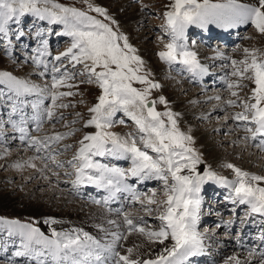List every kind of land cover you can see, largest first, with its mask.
Segmentation results:
<instances>
[{"label":"snow or ice","instance_id":"snow-or-ice-1","mask_svg":"<svg viewBox=\"0 0 264 264\" xmlns=\"http://www.w3.org/2000/svg\"><path fill=\"white\" fill-rule=\"evenodd\" d=\"M168 7L170 10L164 13V31L170 40L163 44L164 50L158 53V57L168 65L182 64L193 76H203L208 69L201 63L197 52L187 43L186 33L189 26L207 29L210 24L222 28L250 24L264 36V0H171ZM88 10L98 13L104 20L110 19L106 10L101 7L88 4ZM26 15L64 26L62 35L71 37V44L55 59L61 62L62 58L67 59L73 67L82 65L83 71L79 74L88 73L87 82L95 83L100 90L96 102L89 108L91 116L85 124V127L95 131L84 135L72 160L68 161L74 173L66 174L75 176L73 187L87 183L111 189L113 193L128 192L132 203L140 204L139 211L149 215L157 212L154 219L159 221V224L153 227L143 215L134 217L132 211H123L118 213L123 217L122 223L108 220L109 225L123 230L109 231L101 228L105 232V238L111 236L110 241L102 242L83 229L57 230L51 227L64 223L55 218L44 221L51 229V238L32 223L0 220V224L7 226L8 235L15 234L20 238L21 250L16 252L17 256L29 253L44 256L47 253L56 264H105L108 257L104 254L107 253L112 264H186L190 257L205 253L204 237L198 230V224L202 205L200 192L202 185L209 180L230 188L232 203L247 205L251 213L264 217V175L251 174L231 163L225 167L234 173L233 180L210 169L197 170L203 160L191 146L194 143L192 136L179 129L172 112L161 113L156 110L157 101L150 100L149 97L152 90L158 89L160 85L149 79L150 73L143 71L144 61L136 54L137 49L129 43L127 36L115 31L110 23L75 7L54 3L53 0H0V35L8 38L11 25L18 24ZM111 23L114 24L115 21ZM16 35L19 38L24 33ZM42 43L45 50L39 53L40 57L47 54V40ZM243 52L244 59L230 60L231 76L237 79L229 81L227 88L239 89L245 80L254 87L251 88L250 98L242 104L232 99L227 100L226 104L229 107H243L244 110L234 113L232 119L242 124L246 133H250V136L244 137L245 141L262 138L254 147L264 152V54H261L259 49L244 48ZM34 63L39 66L42 61L37 58ZM44 67L47 68V65ZM54 71L60 72L61 78L53 76L50 86L47 87H41L6 71H0V83L7 84L20 103L26 102L20 101L21 97L33 94L43 97L47 93L46 98L51 100L53 107L67 108L68 104H58V101L75 93L58 89L76 87L69 83L74 76L67 68L61 72L60 66H56ZM134 82L145 87H134ZM231 95L239 97L235 90L231 91ZM215 99L219 100L220 97ZM40 102L33 103L32 109H38ZM159 103L166 105L167 102L161 97ZM117 112H123L135 123L140 134L138 138L131 133L121 137L108 131L113 127V117ZM46 116L51 121L54 117L53 111L47 109ZM162 117H167V124ZM12 126L21 134V139L28 137L29 147L37 153L48 151L43 157L32 156L27 164L38 172L52 171L54 176H58L56 171L49 168V162L54 163L56 168H63L64 164L56 160L51 146L65 139L66 135L55 133L34 138L29 135L26 127L17 128L15 124ZM41 126L42 122H38L36 129L39 131ZM149 150L155 155H150ZM4 155H7V151ZM105 155L130 159L132 166L126 173L119 168L101 164L95 159ZM37 159L43 161L40 168L34 163ZM13 166L24 167L19 162ZM128 175L140 181H161L164 199L157 198L156 190L151 194L137 193L132 185L124 182ZM109 199L110 197L105 198V206ZM94 203L100 204L101 201ZM152 205L157 207L154 209ZM133 235L142 239L139 242L132 240V246L124 248V244L129 242V237ZM166 241L169 243L166 244ZM145 242L163 245V249L154 259H144L143 253L138 250L143 248ZM118 248H124L126 254H122ZM247 255L250 260L255 253L249 250ZM37 264L44 262L41 260ZM224 264L245 262L233 255L228 257ZM259 264H264V253L260 254Z\"/></svg>","mask_w":264,"mask_h":264},{"label":"rangeland","instance_id":"rangeland-1","mask_svg":"<svg viewBox=\"0 0 264 264\" xmlns=\"http://www.w3.org/2000/svg\"><path fill=\"white\" fill-rule=\"evenodd\" d=\"M124 1L127 2L128 5H119ZM53 2L85 11L88 15L101 19L106 23H110L115 31L128 37L129 43L137 49L136 54L144 61L143 71L150 73L149 79L160 85L158 89L152 90L149 97L150 100L157 101L155 105L156 110L161 113L172 112L177 120L179 129L192 136L194 143L191 146L195 148L203 160V163L197 166L198 171L201 169H210L220 176L233 178L235 177L234 173L225 167L226 164L231 163L242 170L248 169L249 171H247L251 174L264 175V152L254 147V145L257 144L256 140H244V137L250 136V133H246L243 130V125L238 124V122L232 119L234 113L244 110L243 107H229L226 104V101L229 99L236 100L238 104H242L245 100H248L251 95V88L254 87V85L250 84L247 80L243 81L239 89H233L239 93V97L237 98L231 95V91L233 90H229L227 84H219L216 82L218 77L214 76L217 75L219 71L218 66H221L222 68H226L224 72L228 70L226 75L227 81H235L237 78L231 76L232 67L230 65V60L244 59V48L259 49L260 53L264 54V36L260 35L253 26L250 24H245V26H243L244 24L239 25L238 27H243L239 28L237 31L231 32L226 41L215 35L210 36L209 33L212 32L209 31V26H207V31L195 25L189 26L186 33L187 43L192 50L197 52L201 60L206 62L212 55L221 53L228 57L222 58L214 63L211 61L207 62L205 65L206 67L209 66V68H207V75H211L207 77L208 79L203 77L207 80L205 79L206 82L202 85L196 82V77L188 72L182 64L173 63L168 65L158 57V53L164 50L163 44L170 40V37H168L164 31V13L170 10L168 5L171 0H53ZM213 2H217V0H213ZM88 4H91L93 7L105 9L110 19L104 20V17L100 16L98 13L89 11ZM31 21L33 22L29 23ZM112 21H115V23L112 24ZM14 27H17L15 31L13 29ZM219 28L224 31L229 30V28ZM64 31L65 28L62 24H53L49 23L46 19L41 20L38 17L26 15L21 18L18 24L11 25L8 38L0 35V71L9 72L18 78L26 79L41 87H47L50 86L53 76L61 78L60 72L54 71L56 66H60L61 72L64 68H67L68 72L74 76V79L69 81V83L76 85V87L71 89L66 87L58 89V91H72L75 93L71 97H66L58 101V104L66 103L69 107L59 108L52 106L51 100L46 98L47 93L44 94L45 98L43 100L35 94L21 97L19 100L26 102L20 103L8 85L0 83V138L8 140V142L5 143L0 141V157H2L0 158V220H19L22 223H32L34 226L38 227V219L29 215V208L35 207L36 205L31 202L32 198L25 200L24 195L27 194L26 189L33 191L36 199L38 197L44 200V198L49 195V193L44 192L46 186L39 183L41 180L40 178H45L46 180L44 181L51 182L53 188L58 185L59 190L66 194L65 199L70 202L68 205L74 206L75 202H82L88 195L86 194L87 191H82L78 187L74 188L72 181L75 179V176H70L66 173H74V169L68 164V161L72 160L74 154L78 150L79 141L83 139L85 134L94 132L93 128L85 127V124L91 116L89 108L96 102L100 90L95 83L87 82L89 79L88 73L85 72L84 75L79 74L83 71L82 65L73 67L67 59L62 58V62L55 59L56 56H60L64 53L71 44V37L62 35ZM20 32H23L24 35L17 38L16 34ZM38 33H42V35H38ZM198 35H201L202 39H200ZM44 40H47V54L40 57L39 53L45 50V46L42 43ZM37 58L42 61L39 66L34 63ZM45 65H47V68L44 67ZM203 78L200 77L198 79L202 80ZM133 86L139 89L145 87V85L136 84L135 82ZM161 97L167 102L166 105L159 103ZM216 97H220V99L217 100L215 99ZM192 99L200 100L199 103L203 104V106L196 104ZM215 101L222 102L223 105H225L222 112L216 113V118H213L214 116L212 115L209 117L193 115L190 120H185V117L182 116L185 109L187 112H197L199 108L208 110L211 108V103ZM37 102H40L39 109L42 110L44 115H46L47 109H51L54 113V117L50 121L46 116L47 120L42 123L41 129L39 131L37 129L34 130L32 135L34 138H42L46 135H53L55 133L65 134V139L55 142L51 146L52 154L56 156L58 162L64 164V167L56 168L54 163L49 162V168L56 171L58 176H54L52 171H45L40 178L32 175L29 180L21 184L20 181L22 177H24L22 172L30 174L35 169L30 167L27 161L32 156L43 157L48 154V151L42 150L40 153H37L33 148L29 147L27 142L21 140L17 136L16 130L11 126V123L15 122V124H22L24 117H27L29 120L33 119L34 110L31 105ZM13 108H15V112H13ZM31 109L32 112L30 111ZM22 114L24 116H21ZM226 116H230L229 119H227ZM61 117H63V119H61ZM162 119L165 120L166 124L168 123L167 117H162ZM113 121V127L108 129V131L121 137L127 136L129 133L137 138L140 135L135 123L123 112H117L113 117ZM120 121H123V123ZM215 125H221L224 128L226 125H229L230 131H227V129H223L219 132L215 131ZM191 126L198 127L201 131L198 132L203 135L206 134L205 131H208L207 134H211L207 143L212 147L216 146L220 148L212 151L211 154L214 155L213 157L209 155V151L206 152V149L210 147L205 148V146L200 144L198 133ZM249 126L251 127L252 125ZM237 130L239 132L237 135L240 136L242 141L246 142L252 151L257 152L256 156H252V161L246 160L249 159V151L247 149L242 151L241 148H239L241 147L239 144L236 145L229 142V137H235L234 135ZM23 150H26L29 154L26 156V154L22 152ZM5 151H7V155H4ZM237 151L239 153L241 152V155H238ZM149 154L155 155L151 153L150 150ZM14 157H17L20 160V164H23L24 167H14L13 165L15 164H11L13 160L10 159ZM95 159L104 165L119 168L126 173L132 166L130 159H123L121 163L117 164V162L113 160L112 155L96 157ZM34 163H36L37 167H41L43 161L37 159ZM63 175L65 177H63ZM61 178L69 180V182L63 183L61 186L59 182ZM126 180L136 191L140 190L141 193L151 194L153 190H156L157 198L164 199L161 181L151 179L140 181L138 178L131 177L130 175H128ZM148 181L149 183H146ZM141 186H143V188H141ZM203 186L204 188L210 187V189L213 190V192L201 195L203 201L202 218L208 220V215H210L209 218L211 221H204L201 223L198 226V230L208 236L215 244V246L206 244L205 247L207 249L223 251L219 249L224 245L223 243L226 241V237L228 235H237L239 231L243 230L241 222L245 217V212L243 210L245 207H239L238 204L232 203L230 191H222L221 186H217L216 182L209 180L205 182ZM76 192L77 194L75 195ZM85 194L86 196H83ZM93 194L94 190H90L89 197L93 196ZM57 199H59V196ZM57 205L61 206V208L59 209ZM57 205L52 204L50 209L47 208L49 206L42 207V211L53 217L61 213H72L69 208L62 207L60 203ZM151 207L155 209L157 206L152 205ZM139 209V203L132 208L134 217L136 215H143L153 227L159 224V221L154 219L157 212H153L149 215L139 211ZM215 211L217 213H215ZM217 222L226 225L232 224L231 229L227 227L218 230ZM254 224L256 226L255 230L259 231V227L257 226L258 223L255 221L253 225ZM217 241H221L222 243L218 244L216 243ZM0 242V251H4L6 248L13 249L7 254L8 256H14L15 252L20 249V238L15 237V234L11 236L8 235L7 226L4 224H0ZM150 245L154 247L157 244L148 243L149 247H151ZM124 248L122 249V254H126ZM231 250L234 249L231 248ZM204 260L206 261L200 262V264H215V262H209L207 258H204L202 261ZM221 261L223 260L221 259ZM0 264L13 263H10L5 257L0 256ZM15 264L26 263L17 262Z\"/></svg>","mask_w":264,"mask_h":264},{"label":"bare ground","instance_id":"bare-ground-1","mask_svg":"<svg viewBox=\"0 0 264 264\" xmlns=\"http://www.w3.org/2000/svg\"><path fill=\"white\" fill-rule=\"evenodd\" d=\"M119 5H121V6L122 5H128V3L124 1L123 3H120ZM32 22L33 21H31L29 23H32ZM208 26L210 27L209 31L212 32V33H209L210 36L218 35V37L221 38L224 41H226V39H228L227 37L229 36L230 32H233L234 30H237L238 28H240V27H234V28H229V30H225L224 31V30H221L219 27H217L215 24H210ZM243 26H241V27H243ZM216 28H217L218 32L215 30ZM13 29L15 31L17 29V27H14ZM198 37L200 39H202L201 35H198ZM222 55H223L224 58H228L225 54H222ZM199 59H200V57H199ZM220 59H222L221 55L220 54H216V55H212V57L209 60H207L206 62H204L201 59H200V61L205 66L208 61H211L212 63H214L215 61L218 62V60H220ZM206 68H209V66H207ZM225 69L226 68H222L221 66H219L218 75H214V76L218 77L217 82L219 84H222V85H226V82H227L226 81V73H227L228 70H226L224 72ZM209 75H211V74H209ZM209 75H207V73H206L203 76H194V77H196V82L197 83L203 85V83L205 82L204 80ZM197 77L198 78L206 77V78H203L202 80H199ZM39 98L43 100L45 98V96L39 97ZM192 100L196 104H200L201 106H203V104L199 103L200 100H197V99H192ZM224 107H225V105H223L222 102L215 101V102L211 103V108H209L208 110H203V109L199 108V109H197V112H187V111H185L186 110L185 109L184 112L182 113V116L185 117V120H190L191 117H193V115L200 116V117L201 116L209 117V116L212 115V116H214L213 118H216L217 117L216 113L222 112ZM30 111L32 112V109ZM22 116H23V114H22ZM226 117H227V119H229L230 116H226ZM23 120H24V122L22 124L21 123L15 124V122H12L11 125L15 124L17 128L21 127V126L26 127L28 132H29V135L31 137H34L32 135V133H33L34 130H36V127H35L36 124L38 122L44 123V121H46L47 119H46V115H43L42 110H40L38 108V109L34 110L33 121L27 119V117H24ZM191 127L194 128L195 131L198 133V138L200 140V144L205 146V148L210 147V148L206 149V152L209 151V155L211 157H213L214 155L211 154L212 151L213 150H218L220 148L216 147V146H214L215 147L214 148L210 144L207 143V141L210 138L211 134H207L208 131H205L206 134L203 135V134L200 133L201 131L199 130L198 127H196V126H191ZM229 128H230L229 125H226L225 128L222 127L221 125H215L214 126V130L218 131V132L222 131L223 129H227V131H230ZM94 131H95V129H94ZM198 131H200V132H198ZM16 133H17V136L21 139V134L18 131H16ZM238 133L239 132L237 130V132L234 135L235 137H233V136L229 137L230 138L229 142L234 143L236 145L239 144L241 146L239 148H241L242 151L244 149H247L249 151V157H248L249 159H246V160L252 161V156H256L257 152L252 151L250 149V146L248 144H246V142H243L242 139L240 138V136L237 135ZM21 140L27 141V143H28V137H25L24 139H21ZM2 142L5 143V142H8V140L5 139V138H2ZM227 142H228V140H227ZM22 152H24L26 154V156L29 154V152H27L26 150H23ZM237 153H238V155H241V152L239 153L237 151ZM10 159L13 160L11 162V164H16V163H18L20 161L17 157L10 158ZM113 159L117 162V164H119V163H121L123 161L122 158H119L117 156H113ZM99 163H101V162H99ZM37 168H40V167H37ZM247 170H244V171H247ZM43 173L38 172L36 169H34V171H32V173H30V174H26L25 172H22V175H24V177H22L20 183L22 184V182H24L26 180H29L32 175L37 176V177L40 178V176ZM255 175H258V174H255ZM63 177H65V176L63 175ZM40 179L41 180H40L39 183L40 184H44L46 186L44 192L49 193V195L47 197H45L44 200L40 199L38 197L36 199L35 196H34L35 193L33 191H30V190L26 189L27 194L24 195V196H25V200H28V199L32 198L31 202L34 203V205H36V206L29 208L30 209L29 210V215H32L33 218L35 217L36 219H38V227L41 228V230L44 231L46 235H49L50 238H51V229H50L49 225L44 223V221L47 220V219H50V218H55L57 220H61V221L64 222L62 224L52 225L51 226V227H55L57 230H69V229H73V228H79V229H83L84 231L88 232L89 234L101 239L102 242H108V241L111 240V236H108L107 238H105V232L102 231L101 228L109 230V231H122L123 229H117L115 226L109 225L108 224V220L112 219V220H116L118 224L122 223L123 217H122V215H120L118 213H122L123 211H132V208L135 207L136 204H137V203H132V197H131L130 193H128V192L121 191V192L113 193L111 189L103 188V187H96L95 185H91V184L85 183V184L80 185L79 188L81 190L86 189V191H87L86 194H88L90 192L89 189L94 187L96 191L97 190L103 191L105 196L103 197L101 194H98V196H95V197L92 198V197H89L87 195V197L85 199H83L82 202H75L74 206L68 205V203H70V202L65 199L66 194L59 190V186L58 185L55 186L56 188L55 187L53 188L51 182L44 181V180H46L45 178H40ZM228 179L229 180H233V179H235V177L234 178H228ZM59 182H60V184L62 186L63 183H68L69 180H64V178H61ZM124 182L129 184L127 182V180H125ZM262 186H264V185H262ZM141 188H143V186H141ZM136 192L137 193H141L140 191H136ZM76 194H77V192L75 193V195ZM58 196H59V199H57ZM106 197H110V199L108 200L107 206L104 205V200H105ZM91 199H93V201ZM78 201H80V200H78ZM94 201H101V203L100 204H96V203H94ZM113 202L116 203L117 206L110 207V205ZM25 203H26V201H25ZM59 203H60V205H62V207L69 208L72 211V213L71 212H70V214L61 213V214L56 215L55 217H53L50 214L44 213L42 211V207L49 206L47 208L50 209L52 204H56L57 205ZM240 205H242V204H240ZM54 207H55V205H54ZM57 207H59V209L61 208V206H59V205H57ZM109 209H111V211H109ZM245 211H246L245 212L246 216H248L250 218H254V219H257V220L258 219H264V217H262V216H260L258 214L251 213L249 208H248V206L245 208ZM204 221H205V219H203L202 215H200L199 224L203 223ZM16 237H18V236L16 235ZM203 237H204L205 246H206V244H208L210 246H214L213 244H211L210 239L207 236L203 235ZM141 239H142L141 237L136 236V235L130 236L129 237V242H126L124 244V247L126 248V247L132 246V244H131L132 240H136L137 242H139ZM165 243L167 244L169 242L166 241ZM169 246H170V244H169ZM122 249L123 248H118L117 250H119V251L121 250V253H122ZM162 249H163V245L157 244L154 247H152V246L149 247L148 243L145 242L143 248L139 249L138 251L143 253V257L142 258H144V259H148V258L154 259L159 254V252L162 251ZM20 250H21V248L18 249V251H20ZM9 251L10 250H6L4 252H0V256L5 257V259H8V261L10 263H13V264H15V262H22V261H24V262L29 261V262L37 264V262L41 261V260L44 262V264H56V262L53 260L51 255L47 254V253H45L44 256H36L34 253H29L28 255H25V256H17L16 255L17 251H16L14 256H10L9 257L7 255V254H9ZM247 254L248 253L246 251L239 250L237 248V245H235V249L234 250H230V251H224V250L223 251H214V250H209V249H207L205 247V253L204 254L198 255V256H195V257H190L189 260L186 262V264H199L202 261H197V260L203 259L204 257H205V259L209 258L207 260H209V262L212 263L213 262V257L215 255H216L217 259L221 262L220 264H224V261L228 257L233 256V255L238 256L242 261L245 262V264H259L260 257H258V254L255 253V255L250 260H249ZM104 255L108 257V259L105 261V264H112L110 255L107 254V253H105ZM221 259L223 261H221ZM65 264H67V262H65Z\"/></svg>","mask_w":264,"mask_h":264}]
</instances>
